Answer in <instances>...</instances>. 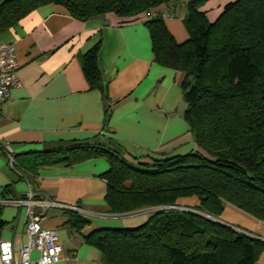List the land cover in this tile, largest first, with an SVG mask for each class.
<instances>
[{
	"label": "trees",
	"instance_id": "trees-1",
	"mask_svg": "<svg viewBox=\"0 0 264 264\" xmlns=\"http://www.w3.org/2000/svg\"><path fill=\"white\" fill-rule=\"evenodd\" d=\"M176 1L0 0V34L47 4L89 20L106 13L132 19ZM204 1L187 3L190 39L184 43L163 15L145 21L154 60L185 73L184 118L198 150L131 160L109 142L94 141L16 156L15 170L32 184L41 167L104 159L112 212L151 213L139 227L84 233L103 264H259L264 251V241L217 221L227 207L264 221V0L231 2L214 22L200 10ZM99 50L98 43L83 55L82 66L91 87L105 92ZM68 214L65 224L80 233L91 223Z\"/></svg>",
	"mask_w": 264,
	"mask_h": 264
},
{
	"label": "crops",
	"instance_id": "crops-1",
	"mask_svg": "<svg viewBox=\"0 0 264 264\" xmlns=\"http://www.w3.org/2000/svg\"><path fill=\"white\" fill-rule=\"evenodd\" d=\"M189 1L162 4L132 19L106 13L89 20L73 17L64 6L47 4L2 32L0 43L10 42L17 54L21 85L12 88L10 99L0 108L1 140L18 155L94 141L109 142L131 160L198 150L184 118L185 73L154 60L145 25L146 20L163 15L176 40L188 41L184 19ZM235 1L206 0L200 10L214 22ZM98 43L105 92L91 87L82 66L83 55ZM108 169V162L101 158L71 166H44L39 169L38 182L32 184L0 155V202L24 197L33 189L57 202L80 207L79 214L91 222L83 233L65 224L69 211L61 208L48 210L42 225L60 233L63 258L58 264H103L100 250L86 243L84 233L101 227H138L151 214L147 209L132 214L112 212L106 200L108 184L102 177ZM28 208H0V237L11 240L16 251L28 240ZM31 210L40 212L41 207ZM220 221L264 241V221L233 207L225 209ZM33 256L37 258L39 253ZM259 264H264V251Z\"/></svg>",
	"mask_w": 264,
	"mask_h": 264
},
{
	"label": "built area",
	"instance_id": "built-area-1",
	"mask_svg": "<svg viewBox=\"0 0 264 264\" xmlns=\"http://www.w3.org/2000/svg\"><path fill=\"white\" fill-rule=\"evenodd\" d=\"M19 68L20 63L11 43H0V108L10 99L12 88L21 85ZM0 155H4L11 166H16V151L1 138ZM0 205L29 207L25 225L27 242L23 243L19 251H16L13 242L1 236L0 264H58L62 260L63 248L59 231L43 227V219L47 211L52 208L80 213L82 211L80 207L57 202L45 194H37L33 189L24 197H10L1 201ZM32 206L41 207V211L34 212L31 210ZM34 252L39 253L37 258L33 256Z\"/></svg>",
	"mask_w": 264,
	"mask_h": 264
},
{
	"label": "rangeland",
	"instance_id": "rangeland-1",
	"mask_svg": "<svg viewBox=\"0 0 264 264\" xmlns=\"http://www.w3.org/2000/svg\"><path fill=\"white\" fill-rule=\"evenodd\" d=\"M139 227V226H138ZM129 228H135V227H129ZM59 235H60V233H59Z\"/></svg>",
	"mask_w": 264,
	"mask_h": 264
},
{
	"label": "water",
	"instance_id": "water-1",
	"mask_svg": "<svg viewBox=\"0 0 264 264\" xmlns=\"http://www.w3.org/2000/svg\"><path fill=\"white\" fill-rule=\"evenodd\" d=\"M217 221L221 222L220 220H217Z\"/></svg>",
	"mask_w": 264,
	"mask_h": 264
}]
</instances>
